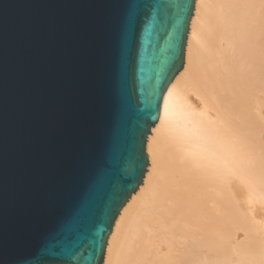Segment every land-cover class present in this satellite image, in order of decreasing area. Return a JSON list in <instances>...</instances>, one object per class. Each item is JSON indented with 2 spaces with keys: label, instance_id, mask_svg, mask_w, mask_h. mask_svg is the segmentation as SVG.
<instances>
[{
  "label": "water",
  "instance_id": "water-1",
  "mask_svg": "<svg viewBox=\"0 0 264 264\" xmlns=\"http://www.w3.org/2000/svg\"><path fill=\"white\" fill-rule=\"evenodd\" d=\"M129 2L0 0V264H102L143 181L195 0H138L154 7L126 39ZM161 6L177 18L158 39Z\"/></svg>",
  "mask_w": 264,
  "mask_h": 264
},
{
  "label": "bare ground",
  "instance_id": "bare-ground-1",
  "mask_svg": "<svg viewBox=\"0 0 264 264\" xmlns=\"http://www.w3.org/2000/svg\"><path fill=\"white\" fill-rule=\"evenodd\" d=\"M146 155L102 264H264V0H195Z\"/></svg>",
  "mask_w": 264,
  "mask_h": 264
},
{
  "label": "snow or ice",
  "instance_id": "snow-or-ice-1",
  "mask_svg": "<svg viewBox=\"0 0 264 264\" xmlns=\"http://www.w3.org/2000/svg\"><path fill=\"white\" fill-rule=\"evenodd\" d=\"M153 7L154 5L139 3L138 0H130V2L126 5V11L120 20V28L124 38L130 39L135 35L137 26L141 22L142 12L146 11L152 13ZM176 18H177V11L175 8L168 6H161V10L157 13V22H158L157 25L160 29L159 33L157 34L158 39L164 36L165 33L168 34L169 27H171L172 29L176 25ZM159 95L163 96V93L161 92L159 93ZM156 115L157 116L159 115L158 109ZM147 123H154V120H152L151 117H149ZM145 128H147V124L145 125ZM146 163H147L146 159L140 160L139 157L137 158L136 166L141 169L140 175H143L142 169ZM133 176L135 177V172H133ZM135 178L138 179V177ZM114 218H115L114 214L111 217H109L107 210L103 213L102 216V219L108 221L109 224L111 223V220H114ZM89 223L90 224L95 223V215H93L90 218ZM108 231H110V227ZM101 233H103V229H101ZM105 241H106V233H103V235H101L100 243L103 244ZM102 258L103 257L101 255V259Z\"/></svg>",
  "mask_w": 264,
  "mask_h": 264
}]
</instances>
